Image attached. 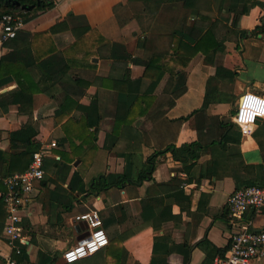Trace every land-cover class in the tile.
Here are the masks:
<instances>
[{
  "label": "crops",
  "instance_id": "1",
  "mask_svg": "<svg viewBox=\"0 0 264 264\" xmlns=\"http://www.w3.org/2000/svg\"><path fill=\"white\" fill-rule=\"evenodd\" d=\"M201 4L211 16L201 25L210 26L212 36L201 42V25L192 12L187 24L194 26L190 35L196 43L185 64L169 38L178 26L171 17L181 6L173 0H55L5 44L0 193L3 176L23 171L14 154L28 139L57 145L44 158V178L34 183L21 211L20 255L4 236L6 208L0 201V264L9 256L17 264H65L62 251L87 233L75 216L90 211L98 213L107 239L118 245L109 255L105 246L72 264H184L174 249L183 243L193 245L188 264H212L226 254L242 224L264 230V209L249 210L236 223L226 218L229 194L249 184L256 167L264 168V119L247 137L237 129L225 137L218 125L224 116L231 119L229 101L220 100L226 88L230 97L237 94L235 101L244 91L264 96V0ZM71 15L78 19L69 31L27 35L46 32ZM89 29L91 40L75 47L77 35ZM113 44L129 57L117 48L110 54ZM152 51L159 55L158 79L128 88L119 79L124 73L132 81L141 77ZM48 58H56L57 70L44 64ZM193 142L200 145L196 160L173 158L169 146ZM102 175L108 182L118 176L127 182L104 188Z\"/></svg>",
  "mask_w": 264,
  "mask_h": 264
},
{
  "label": "built area",
  "instance_id": "2",
  "mask_svg": "<svg viewBox=\"0 0 264 264\" xmlns=\"http://www.w3.org/2000/svg\"><path fill=\"white\" fill-rule=\"evenodd\" d=\"M26 24L25 19L18 13H4L0 17V55L5 44L17 36ZM253 95L264 99L263 95L250 91L242 92L236 100L232 121L236 124L241 136H250L253 128L259 119L264 117L257 116L255 120L243 127L238 122L244 97ZM55 141L41 142L36 151L32 153L28 168L23 171L8 174L2 177L4 190L0 193V199L6 207V219L4 223V236L11 247L14 255H20L25 243V235L21 227V211H23L29 201V194L33 190V185L44 178V158L49 155L51 149L56 147ZM264 171V168H263ZM229 208V221L236 223L240 221L249 210L260 212L264 209V183L262 184H243L233 190L227 198ZM75 220L83 222L87 227V233L75 245L68 246L62 251V260L70 262V254L75 255L71 263L91 255L101 248L107 246V235L102 228L100 217L96 211L81 213L75 216ZM102 234L103 240L98 238ZM106 241V242H104ZM91 246V247H89ZM95 250H92V249ZM83 249V255L79 250ZM264 260V230H255L250 223L242 224L231 236L228 251L223 257H215L212 264H252ZM7 264H17L14 257L6 258Z\"/></svg>",
  "mask_w": 264,
  "mask_h": 264
},
{
  "label": "trees",
  "instance_id": "3",
  "mask_svg": "<svg viewBox=\"0 0 264 264\" xmlns=\"http://www.w3.org/2000/svg\"><path fill=\"white\" fill-rule=\"evenodd\" d=\"M168 1H172V0H168ZM175 2H181V6L178 8L177 13L175 16H172L171 19L175 20L176 24L178 25L176 28H174L173 30L170 31V41L173 42L174 45V53L177 56V60L182 62L183 64H185L184 60H187L185 58H189V56L193 55V43H196L195 41H193V38L191 37L190 33L193 29V24L192 25H188L187 24V20L190 17V14H192L198 19V21L200 22V25L205 23V21L210 18V14L208 11H206V7L207 5L205 4H201L202 1H206V0H173ZM193 2V3H192ZM220 7L222 8L221 4H219ZM55 6V0H0V17L4 14V13H18L19 15H21L25 21L28 20V18L38 12H43L46 10H50L51 8H53ZM232 6V5H231ZM229 7L232 9V7ZM84 18V17H83ZM72 19L73 21H75L76 19H78V17L76 16H70L68 17L66 20H63L53 26L50 27L49 30H47L46 32H42V33H38V34H27L30 38L33 37H38V38H44L46 36H48L49 34H52L54 32L57 31H61V30H70L71 26H72ZM201 30H202V34L201 37L199 39H201V42L205 41L206 35H210L212 36V32L208 30V28H210V26H207V28L204 26H200ZM94 31L92 30H83L81 31L78 35L77 38H75L74 41V46H78V45H85V43H87L89 40H91V32ZM102 42L105 45L106 39H104L102 37ZM200 43V41L198 42ZM146 46V38H143L142 40V47ZM119 45H112V47L110 48V54L114 53V48H117V51L119 53L122 52V56L123 57H129L128 53L125 51V48L123 47L122 50H120ZM114 55V54H112ZM120 56V55H119ZM158 58L159 55L156 52H151L148 56V59L146 62L143 63V71H142V75L139 78L134 79V81H132L130 79V77H128V75L126 73H124L121 77V79H119L120 81L124 82L126 84V86L128 88L131 87V85L133 84H139L142 79H148L150 84L153 85V82H155L158 79V75H159V71L157 73V67H158ZM43 63V62H42ZM44 64H51L55 67V70H57L56 68L58 67V63L56 58H53V61L50 60L49 58L44 60ZM63 64H66L64 69H68L70 67V62L68 61V59H66V61H63ZM57 73H59V71H57ZM51 80H54V77H50ZM88 84V83H85ZM127 88V89H128ZM68 95H66L64 97V102L67 100ZM137 100L136 95L133 96V102ZM64 108L61 107V111L59 116L62 117V115L64 114ZM234 113V112H233ZM64 116V115H63ZM231 116H233V114L231 113ZM220 125L219 128L223 130V136L228 137V131H232L237 129L236 124L230 120V118H221V120H219L218 122ZM89 126V125H88ZM29 129H25V130H21L18 131L17 133H25L26 131H28ZM238 135L240 136V133L237 132ZM13 137V135H12ZM11 137V138H12ZM232 138V137H230ZM39 142H37L36 144H31L30 140L28 139L27 141V146L23 151H19L16 152L14 155L18 156L19 160L22 161V164L24 163L23 166V170H25L26 167H28L29 164V157L31 158L32 153L34 151H36L39 147ZM221 146L222 148H225L226 145L224 142H221ZM169 149L172 153L173 158H175L176 160H179L181 162H185L186 159H188L189 157L187 155L190 156V160H196L198 158V156L200 155V145L196 142L193 143H185L182 144L179 147H175V146H169ZM258 168V174L256 176H253V178L248 179V183L249 184H262L264 183V171L262 168V172L260 171V167H256V169ZM22 171V170H21ZM259 171L261 174H259ZM102 178L104 180V188L110 187L112 185H117V186H122L125 182H127V179L125 177H120L118 176L115 182H108L105 180L104 176L102 175ZM0 201H2L0 199ZM2 205L5 204L2 201L1 202ZM6 208V207H5ZM227 208V215L226 218L229 219V208L228 206ZM191 216L193 217V213H191ZM200 217V215H199ZM118 241L116 239H112L111 241L108 240L107 243V255L110 254V251L113 250V247L118 245L117 244ZM193 245L191 244H186L183 243V245H175L174 249L177 250V252H180L183 255V263L184 264H188L189 263V259H190V253L192 250ZM63 263L65 264H69L63 261ZM75 263V262H73ZM72 264V263H71ZM158 264H164V261L159 262Z\"/></svg>",
  "mask_w": 264,
  "mask_h": 264
},
{
  "label": "clouds",
  "instance_id": "4",
  "mask_svg": "<svg viewBox=\"0 0 264 264\" xmlns=\"http://www.w3.org/2000/svg\"><path fill=\"white\" fill-rule=\"evenodd\" d=\"M243 99H244V103L241 108L240 117L238 121L242 127L244 125L251 124L257 116L264 117V99L253 96L251 94L245 96ZM98 238L103 240L102 234H98ZM92 250L95 249L93 248ZM79 253L83 255V249H80ZM75 258H76L75 255L70 254L69 264H71V259H75Z\"/></svg>",
  "mask_w": 264,
  "mask_h": 264
},
{
  "label": "rangeland",
  "instance_id": "5",
  "mask_svg": "<svg viewBox=\"0 0 264 264\" xmlns=\"http://www.w3.org/2000/svg\"><path fill=\"white\" fill-rule=\"evenodd\" d=\"M229 65H230V67L229 68H231L232 67V64L233 63H228ZM227 90V91H226ZM226 91V92H225ZM225 91H224V93L223 94H221V97H220V100L224 103V102H228L229 101V105H230V108H229V111L226 113V114H230V113H232L233 114V112H234V107H235V105H236V101H235V98H236V96H237V94L234 96V95H232L231 97H230V93H229V89H225ZM233 98V99H232ZM229 99V100H228ZM223 118H225V116L223 117ZM230 120H232V119H230Z\"/></svg>",
  "mask_w": 264,
  "mask_h": 264
}]
</instances>
